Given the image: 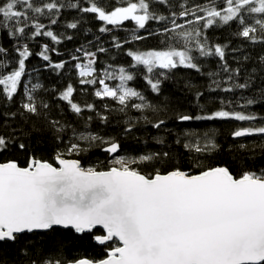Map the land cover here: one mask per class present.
Returning <instances> with one entry per match:
<instances>
[{
	"label": "snow or ice",
	"instance_id": "6c2138e0",
	"mask_svg": "<svg viewBox=\"0 0 264 264\" xmlns=\"http://www.w3.org/2000/svg\"><path fill=\"white\" fill-rule=\"evenodd\" d=\"M87 3L88 6L65 4L61 0H0V34L19 39L31 33L29 38L47 37L53 44L50 47L45 43L43 50L36 53L27 43L22 47L14 46L18 59L7 74L4 70L9 68L5 60L8 53L0 45V92L11 101L18 91H23L25 102L21 104V115L40 116L41 109L49 107L38 94V90L46 91L43 84L36 82L28 87L23 83V78L28 75L26 62L30 57L42 58L47 62L45 67L53 71L66 69L68 61L54 62L50 55L57 52L55 44L73 39L54 32L50 27L58 24L57 17L65 8L94 14L105 25L99 28L100 33H110L113 28H121L124 22L131 21L136 26L132 30L133 41L153 35L164 37L162 50L130 49L126 53L134 61L130 68L143 66L148 74L155 73L156 77L164 74L157 69L178 67L199 73L200 58L208 57L219 59L220 72L226 74L227 81L238 77L240 69L231 68L225 59L228 45L210 44L207 40L205 29L213 26L231 25L236 28L235 36L251 43H264V0H204L191 6L183 0L178 5V12L172 10L171 0H87ZM158 6L166 8L170 14L158 13ZM45 15L48 25L39 19ZM178 19H183L184 23H177ZM150 21L163 22L158 32L148 31ZM109 25L113 27H107ZM67 28L77 29L78 23H68ZM137 29L144 30V33L137 34ZM112 39L117 49L128 43L127 39L121 43L116 36ZM231 50L236 51L235 48ZM106 51L108 49L103 47L96 51H88L83 46L76 49L81 55H71V60L77 61L73 67L78 70V83L82 86L98 85L94 88L95 97L101 100L110 98L119 105L117 110L124 114L130 109L140 113L149 110L153 114L164 111L129 86V82L136 78L132 71L109 66L102 70V75L98 73L97 53ZM260 59L264 62V56ZM219 74L208 73L212 91L221 88V82L214 78ZM145 79L151 91L159 95L161 80L147 75ZM117 80L118 84L108 82ZM253 83V77L249 75L244 82L223 87L222 91L250 89ZM76 91L71 83H67L59 93V99L76 114L95 112V104H81L74 99ZM197 96H203V93ZM260 100H264V87H260ZM229 103L232 101L222 99L221 104L225 107L209 110L207 115L181 114L177 120H258V126L239 128L233 136L264 135V117L258 118L254 113L246 114L234 108L226 110ZM254 103H257L256 99L246 100V105ZM15 116L16 113L11 117L0 113L3 120ZM91 119L89 116L88 120ZM101 119L107 122L108 117ZM144 119L148 120L147 117ZM48 123L57 131L63 130V126L57 127L58 121ZM148 123L158 130L167 127L164 119ZM87 127L86 123L85 129ZM126 131H131V126ZM72 134L77 141H87L90 146L93 142L97 146L106 144L103 151L109 154H116L121 149L115 139L105 140L102 136L77 132L76 129ZM15 135L14 132L0 133V154L13 147L21 152L29 150L28 145L16 141ZM198 135L185 133L187 142L179 138L175 141L187 152L198 154L195 166L201 170L196 174L174 167L164 173L156 170L146 175L131 166L138 162L159 163L165 159L171 162L172 157L167 151L142 155L139 161L113 155L115 166L106 171L92 167L86 169L79 160L64 158L62 153L54 157L58 166L34 155L23 167L16 160L0 162V248L20 245L27 255L30 248L34 250L36 247L33 237L28 234H33L39 243L38 234L46 235L62 228L79 234L80 240L87 238L99 245H107V258L67 260L45 255L42 264H264V168L243 170L237 177L227 166L204 167L200 157L206 156L216 145L210 141L209 133L197 139ZM81 150L78 142L67 146L69 154ZM31 264H36V260Z\"/></svg>",
	"mask_w": 264,
	"mask_h": 264
},
{
	"label": "trees",
	"instance_id": "16d2710c",
	"mask_svg": "<svg viewBox=\"0 0 264 264\" xmlns=\"http://www.w3.org/2000/svg\"><path fill=\"white\" fill-rule=\"evenodd\" d=\"M61 2L88 6L87 0H61ZM182 2L183 0H171L174 5L172 10L178 12L180 10L178 5ZM187 2L191 6L194 3H202L204 0H187ZM156 11L166 16L170 14L162 6H158ZM39 19L48 25L46 15L39 17ZM57 19L58 24L50 26L52 30L62 36H72L73 39L63 40L62 43L55 44L57 52L50 53V55L54 62L65 60L68 61V64L65 70L53 71L51 68L45 67L47 62L36 55L30 57L26 62L28 75L23 78V83L31 87L32 84L39 82L46 89V91L38 90L40 99L49 105L48 109H41L42 115L40 116L21 115L23 111L21 104L25 102L23 91H18L11 101L7 100L6 95L0 92V113H7L9 117L12 113H16L14 118L0 119V133L7 135L14 132L16 133L14 138L17 142L29 146V150L26 152H21L13 147L0 154V162L16 160L23 167L27 166L29 157L34 155L37 159L55 164L54 157L57 154L67 153L68 144L78 142L81 144L82 150L73 153L71 159L79 160L84 168L92 167L98 171H106L112 167L113 158L109 156V153L103 151V147L107 145L97 146V143L93 142L90 146L87 141H77L72 134V130L76 129L77 132L85 131L102 136L105 140L115 139L121 145L119 157L122 156L128 160L135 158L139 161V157L142 155L169 152L170 157H172L171 162L165 159L159 163L155 161L150 163L138 162L131 165L146 175L153 174L156 170L164 173L174 167L191 174H196L201 170L200 167L195 166V159L198 154L187 152L182 144L175 142L177 138L182 142H187L188 138L185 137V133L199 134L197 139L204 133H209L210 141L216 145L215 149L206 153V156L200 157L204 167L227 166L237 177L243 170L254 171L257 168H264V135H253L245 138H234L233 136V132L239 128L258 126V120L250 122L230 119L187 122L177 120V116L181 114L207 115L209 110L215 111L225 107L221 104L222 99L232 101V103L227 104L226 110L234 108L236 111H245L246 114L254 113L258 118L264 117V100H260V87H264L262 84L264 81V71H262L264 62L260 59L264 56V43H251L242 37L235 36L236 28L231 25L213 26L205 29L207 40L210 44L228 45L225 59L231 68L240 69L238 77H235L233 81H227L226 74L220 72L219 64L221 62L216 57L200 58L201 71L199 73L194 69L178 67L172 70L157 69V72L164 74L156 77L155 73L148 74L143 66L138 69L130 68V64H134V61H131L126 53L130 49L140 51L162 50L165 47L162 43L164 37L153 35L144 40L133 41L131 39L132 30L136 26L135 22L131 21L124 22V26L121 28H113L110 33H100L99 28L105 26L103 22L96 19L94 14L82 13L73 8L62 9ZM71 22H77L78 28H67V24ZM250 22L254 23V21ZM162 23L150 21L147 26L148 31L158 32ZM177 23H184V20L178 19ZM107 27L112 28L113 26ZM169 27H171L170 24ZM136 31L137 34L144 33V30L137 29ZM114 36L118 37L121 43L125 39L128 40V43L122 49H117L114 47L112 39ZM29 37H31V33L28 37H20L19 39L0 34V45L8 53L5 60L8 61L9 68L4 70L5 74L15 66V61L18 59V53L13 51L14 46L22 47L24 43H27L34 53L42 51L45 43H49L50 47L53 46L50 38ZM81 46L88 51H96L98 47L108 49L106 52L97 53L96 67L98 73L102 75V70L109 66L115 69L125 67L132 71L136 74V78L129 82V86L140 91L148 101L160 105L164 111L153 114L149 110L140 113L130 109L124 114L117 110L119 105L110 98L101 100L95 97L94 88L99 86L80 85L78 83L80 79L78 70L73 67L77 61L71 60V55H81L76 52V49ZM233 48L236 51L233 52L231 50ZM209 72L220 73L214 77L221 82L220 89L215 91L209 89ZM146 75L154 80L156 78L161 80L159 95L151 91L145 79ZM249 75L253 77L254 81L252 88L235 89L233 92L222 91L223 87H230L236 82H244ZM108 82L118 84V80ZM67 83H71L77 89L74 93V99L77 102L95 104L96 111H85L81 114L72 112L67 107L66 102L59 99V93L64 90ZM198 93H203V96L198 97ZM247 99H256L257 103L246 105ZM89 116L92 117L91 120H88ZM103 116L108 117L107 122L101 119ZM144 117H147L148 120H145ZM157 119H164L167 127L158 130L148 123V121L154 123ZM49 121H58L57 127L63 126V130L57 131L48 123ZM86 123L87 129H85ZM130 126L131 131H126ZM160 140L164 142L159 143ZM200 142L204 143L203 140ZM28 235L33 237L35 249L30 248L28 254L25 255L20 245L0 248V264H31L32 260H36V264H42L45 255L67 260L81 257L101 260L106 259L108 255L107 245H99L94 240L87 238L80 240L79 234H73L62 228H57L46 235L38 234L39 243L33 234Z\"/></svg>",
	"mask_w": 264,
	"mask_h": 264
},
{
	"label": "rangeland",
	"instance_id": "374dc122",
	"mask_svg": "<svg viewBox=\"0 0 264 264\" xmlns=\"http://www.w3.org/2000/svg\"><path fill=\"white\" fill-rule=\"evenodd\" d=\"M72 154H73V153L69 154V153L67 152V153H65V154H63V155H64V158L71 159V158H72V157H71ZM57 166H58V165H57ZM112 166H115V165H114V162H112ZM86 169H87V168H86Z\"/></svg>",
	"mask_w": 264,
	"mask_h": 264
},
{
	"label": "water",
	"instance_id": "95a60500",
	"mask_svg": "<svg viewBox=\"0 0 264 264\" xmlns=\"http://www.w3.org/2000/svg\"><path fill=\"white\" fill-rule=\"evenodd\" d=\"M245 137H250V136H245ZM245 137H234V138H245ZM107 147V146H106ZM120 152V151H119ZM118 152V153H119ZM117 154V153H116ZM116 154H109L110 157H113V155H116ZM76 160V159H75ZM55 165L57 166L58 165V162L55 161Z\"/></svg>",
	"mask_w": 264,
	"mask_h": 264
},
{
	"label": "bare ground",
	"instance_id": "6f19581e",
	"mask_svg": "<svg viewBox=\"0 0 264 264\" xmlns=\"http://www.w3.org/2000/svg\"><path fill=\"white\" fill-rule=\"evenodd\" d=\"M110 156V155H109ZM115 156H118L119 157V153H117ZM111 158H113V157H111Z\"/></svg>",
	"mask_w": 264,
	"mask_h": 264
}]
</instances>
